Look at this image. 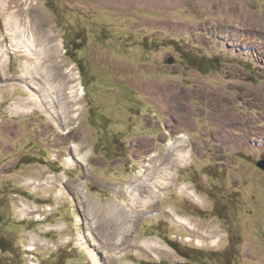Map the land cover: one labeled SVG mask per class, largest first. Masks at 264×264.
Listing matches in <instances>:
<instances>
[{"label":"rangeland","instance_id":"1","mask_svg":"<svg viewBox=\"0 0 264 264\" xmlns=\"http://www.w3.org/2000/svg\"><path fill=\"white\" fill-rule=\"evenodd\" d=\"M128 1L0 0V264H264V0Z\"/></svg>","mask_w":264,"mask_h":264},{"label":"bare ground","instance_id":"2","mask_svg":"<svg viewBox=\"0 0 264 264\" xmlns=\"http://www.w3.org/2000/svg\"><path fill=\"white\" fill-rule=\"evenodd\" d=\"M103 1H106V2H108V3H113V4H119L120 3V5L121 4H128L127 3V1L128 0H103ZM129 1H134V0H129ZM128 1V2H129ZM183 1V4H185V3H191V5L190 6H194V4L191 2V1H186V0H141V2L142 3H145V4H149V5H151V7L153 6V5H155V4H162V5H166V4H168V5H171V4H175V3H181ZM201 3H208V2H210V1H208V0H199ZM217 1H220L221 3H223L224 5H225V7L227 8V9H230V10H234L235 12H241L245 17H247V23L248 24H245V23H243V24H245L244 26H251V27H253V25L255 24L254 23V21H256V18L254 19L251 15H247L246 14V12H245V10H244V8H243V6L242 5H240V4H238V10L236 11V9H237V6H232L237 0H217ZM135 2V1H134ZM140 2V3H141ZM107 3V4H108ZM217 3V2H216ZM237 3V2H236ZM219 4V3H218ZM148 5V6H149ZM208 4H206V6H207ZM216 5V4H215ZM220 5V4H219ZM237 5V4H236ZM203 6H205V5H203ZM210 6V5H209ZM231 6H232V8H231ZM224 7V8H225ZM245 7V6H244ZM194 8V7H193ZM192 8V9H193ZM220 8V7H219ZM223 8V7H222ZM226 8H225V10H226ZM191 9V10H192ZM217 10V9H216ZM224 10V11H225ZM226 13V12H225ZM229 13V12H228ZM251 13V12H250ZM224 14V13H223ZM239 15V14H238ZM228 16V15H227ZM236 16V15H235ZM169 18V17H168ZM239 19V18H238ZM241 19V18H240ZM244 20V19H243ZM260 20V19H259ZM182 21V20H181ZM180 21V22H181ZM241 21H242V19H241ZM258 21V20H257ZM167 22H169V21H167ZM244 22H246L245 20H244ZM261 23H262V21H261ZM264 23V22H263ZM166 25L168 24V23H165ZM179 24V25H178ZM181 24V25H180ZM182 24H183V26H182ZM258 24V23H257ZM187 24H185V23H173L172 24V27H174V26H178V27H185ZM222 25V24H221ZM218 27L217 28H219V29H221L222 27L221 26H219V25H217ZM257 26H260V25H257ZM188 27V26H187ZM224 27V26H223ZM257 28V27H256ZM263 28V27H262ZM216 33V32H215ZM27 43V42H26ZM29 46H30V44H29ZM52 48V47H51ZM50 48V49H51ZM52 51V52H51ZM51 53L53 54V56H55L56 54H57V48L56 47H53L52 49H51ZM81 90L83 91V89L81 88ZM262 91H264V88H263V90ZM256 92V91H255ZM259 92V91H258ZM235 115V114H234ZM247 118V117H246ZM245 122V121H244ZM185 124V123H184ZM243 126V125H242ZM241 126V127H242ZM244 129V128H243ZM245 132V131H244ZM244 138H245V136H244ZM179 139H180V142L179 141H176V142H179L178 143V145H176V144H172V145H170V148L172 149H175V153H176V157H177V159H179V160H181L182 162H186L187 161V158H188V156H189V151H188V145H187V142H188V140H187V137L184 135V134H181V135H179ZM176 145V146H175ZM170 149V150H171ZM174 151V150H173ZM174 153V152H173ZM155 158H157V155H152L151 156V159H155ZM143 176L144 175H140V180L137 182V183H134V185L131 187V186H128V187H126V189H129L130 191H132V193H133V195H134V198H135V203L136 204H141V203H145V204H147L148 203V201H146L147 200V198H145V197H143V193H144V191H143V193L141 192V182L140 181H143L142 179H143ZM165 184V183H164ZM152 187V186H151ZM154 187V186H153ZM182 188H184V187H182ZM148 189V188H147ZM185 190L187 189V188H184ZM147 191V190H146ZM155 192V191H154ZM153 192V193H154ZM146 193V192H145ZM156 193V192H155ZM143 194V195H142ZM149 194V193H148ZM152 194V193H151ZM193 193L192 192H189V195H191L192 197H194L193 195H192ZM132 195V196H133ZM148 197V196H147ZM195 200H197L198 202H199V200H198V197H195L194 198ZM150 203V202H149ZM180 221V223H182V224H185V225H187L188 223L185 221V220H179ZM214 240H215V237H214ZM86 243V242H85ZM145 243V242H144ZM153 243H155V242H150V245H153ZM211 243V242H210ZM157 243H155V245H156ZM208 244H209V242H208ZM88 246V245H87ZM156 246H159V245H156ZM88 248V247H87ZM25 252V251H24ZM30 252H31V249H30Z\"/></svg>","mask_w":264,"mask_h":264},{"label":"crops","instance_id":"3","mask_svg":"<svg viewBox=\"0 0 264 264\" xmlns=\"http://www.w3.org/2000/svg\"><path fill=\"white\" fill-rule=\"evenodd\" d=\"M138 2V4L139 5H141V6H145V3H142L141 2V0H138L137 1ZM141 2V3H140ZM156 5V4H155ZM155 5H153L151 8H153V7H155ZM155 9H157L156 7L155 8H153L152 10H155ZM168 14V13H167ZM168 16H169V18H171V15L170 14H168ZM159 59V58H158ZM159 62H160V59H159ZM202 73H203V71H201ZM207 75H208V73H207ZM190 77H192V78H196L195 76H190ZM175 77L173 76V75H169V76H167L165 79H162V80H172V79H174ZM177 79H181V82L183 81V82H185L187 79H190V78H187V77H179V78H177ZM177 79H175V80H177ZM156 80V79H155ZM159 80H161V79H159ZM185 80V81H184ZM151 82V81H150ZM149 82V83H150ZM148 83V82H147ZM138 84L139 85H143V81L142 82H138ZM138 87V86H137ZM139 88V87H138ZM140 89V88H139ZM149 90H151L152 92L153 91H156V86H153V87H151L150 85H149ZM185 90H187V89H185ZM189 90H191V89H189ZM194 90V89H193ZM151 92V93H152ZM157 94H159V92H157ZM156 94V95H157ZM171 93H168V95H170ZM163 95V94H162ZM261 113H263V112H261ZM236 115H238V114H236ZM212 122V121H211ZM217 122H220V121H217ZM262 124V126L261 125H259V128L261 129V134H264V121H262L261 122ZM181 125H183V124H181ZM193 125L195 126V122H194V120H193ZM248 125H249V122H248ZM183 126H186L185 124L183 125ZM217 127H219V126H217ZM239 127H236V126H231V125H229L228 126V131L231 133L230 134V136H232V134H233V132H232V129H235L236 131H240L241 133L243 132L241 129L239 130L238 129ZM246 132V131H245ZM245 132H243L244 133V135L246 134ZM217 133L219 134V139H217V138H215L214 137V135H213V138L215 139V141H217V143L218 144H220L221 145V147H222V142L220 141L221 139H223L224 140V137H226L227 136V132L225 131L223 134H221V132H220V128H219V131H217ZM250 133V132H249ZM234 136H233V138L234 139H237L239 142L237 143V147L239 148V150H241V152H243V153H245V151H247V150H251V149H254L255 147H260L261 149H262V151H264V149H263V147L262 146H260V145H257V138L256 137H254V138H256V142H252L251 141V143H247L246 144V142H243L244 140H243V138H241V139H239V138H236V135L235 134H233ZM241 135V134H240ZM238 137V136H237ZM244 144H246V145H244ZM14 151V150H13ZM15 151H16V149H15ZM247 155V154H246ZM41 164H38V165H36V163H34V165H32V166H38V167H43V166H46V165H44L45 163H46V161H41L40 162ZM17 183V184H16ZM9 188H10V190H12L14 193H16V194H18V195H20V191H21V193L23 192L22 191V189H23V187H21L20 185H19V181L18 182H15V183H9ZM20 190V191H19ZM37 194V193H36ZM32 201H34V200H32ZM121 212L122 210H119V209H117L116 210V213H118V212ZM115 212V211H114ZM123 212V211H122ZM58 213V212H57ZM115 213V214H116ZM58 218V220H62V218H60L59 216H57V214L55 215V217L54 216H52V217H50L49 218V220H48V222H47V224H44V223H36V222H34L33 221V219L31 220H25V221H23V223H25V222H27V224H30L29 226V228L30 229H26V232H27V234H28V236H30L31 237V234L33 235L32 237H36L37 239H43V237H42V235H43V233L42 232H40V230H39V228L41 227H46L47 225H54V221L56 220ZM35 224H39V225H35ZM121 228H123V227H121ZM105 232H107V230L105 231ZM127 233L129 234V231H127L126 230V232H125V234L127 235ZM26 234V233H25ZM24 235V234H23ZM122 235H123V232H122V234H121V237H119L118 236V238H119V240L120 241H122ZM28 242V241H27Z\"/></svg>","mask_w":264,"mask_h":264},{"label":"flooded vegetation","instance_id":"4","mask_svg":"<svg viewBox=\"0 0 264 264\" xmlns=\"http://www.w3.org/2000/svg\"><path fill=\"white\" fill-rule=\"evenodd\" d=\"M168 241H171V244L174 246V250L177 252V253H179V251H180V249H183L184 250V252H186L187 254H190L191 256L193 255V253H196V252H200V253H205V252H207V253H220V251L219 250H215V249H209V248H201V249H199L198 247H191V246H179V243L178 242H176V241H174V240H172V239H168ZM207 247H209V245L207 244L206 245ZM187 248V249H186ZM180 252H183V251H180ZM180 254V253H179ZM184 257V256H183ZM185 259H188V258H186L185 257Z\"/></svg>","mask_w":264,"mask_h":264},{"label":"built area","instance_id":"5","mask_svg":"<svg viewBox=\"0 0 264 264\" xmlns=\"http://www.w3.org/2000/svg\"><path fill=\"white\" fill-rule=\"evenodd\" d=\"M50 209H47V211ZM50 215V214H49ZM27 260L26 264H38L39 257L37 256V250L31 246V254H26Z\"/></svg>","mask_w":264,"mask_h":264},{"label":"water","instance_id":"6","mask_svg":"<svg viewBox=\"0 0 264 264\" xmlns=\"http://www.w3.org/2000/svg\"><path fill=\"white\" fill-rule=\"evenodd\" d=\"M257 167L264 172V160L259 161Z\"/></svg>","mask_w":264,"mask_h":264},{"label":"trees","instance_id":"7","mask_svg":"<svg viewBox=\"0 0 264 264\" xmlns=\"http://www.w3.org/2000/svg\"><path fill=\"white\" fill-rule=\"evenodd\" d=\"M172 248H174V246L171 244Z\"/></svg>","mask_w":264,"mask_h":264}]
</instances>
